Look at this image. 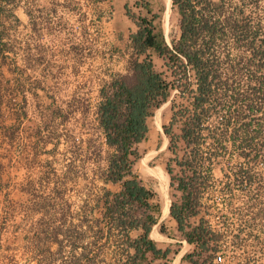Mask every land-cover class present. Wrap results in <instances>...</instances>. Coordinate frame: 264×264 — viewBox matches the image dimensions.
<instances>
[{"label":"rangeland","instance_id":"rangeland-1","mask_svg":"<svg viewBox=\"0 0 264 264\" xmlns=\"http://www.w3.org/2000/svg\"><path fill=\"white\" fill-rule=\"evenodd\" d=\"M246 11L264 36V0L250 4ZM139 15L152 17L168 41L177 36L179 16L169 0H9L3 4L0 23L7 46L0 54V100L3 107L6 101L20 107L24 97L29 98L31 119L43 110L50 129L40 137L39 146L36 142L31 147L35 155L27 156L26 151L24 158L19 157L15 148L2 160L6 166L0 167V264H56L78 254L79 249L71 252L72 235L82 211L102 191L99 175L110 152L97 122L100 89L114 75L128 71V33L138 29ZM149 53L155 68L164 71L162 60L153 50ZM38 57L42 62L35 67L33 60ZM170 105V101L164 103L148 118V136L138 144L141 157L134 163L135 173L154 191L159 208L161 203L164 208L166 198L171 202L178 197L164 171L171 154L162 125L170 119ZM222 115L221 111L210 119L217 133H221ZM255 121L263 126L253 143L264 149V109ZM239 144L230 137L212 143L226 150L223 159L212 165L213 179L201 198L202 207L209 223L225 235L215 263L264 264V152L251 166L256 173L251 185L230 193L223 171L238 162L233 150ZM151 168L159 174L154 175ZM159 221L167 234L154 227L152 237L172 252L155 264H183L181 254L190 246L180 241L169 214ZM58 228L60 248L52 241L46 251L47 239ZM235 235L239 238L234 239ZM115 258L109 245L98 264H114Z\"/></svg>","mask_w":264,"mask_h":264},{"label":"trees","instance_id":"trees-1","mask_svg":"<svg viewBox=\"0 0 264 264\" xmlns=\"http://www.w3.org/2000/svg\"><path fill=\"white\" fill-rule=\"evenodd\" d=\"M259 1L170 0L179 16L178 34L170 41L152 17L136 18L138 29L128 33V71L114 75L100 89L96 115L110 149L99 175L102 191L82 211L72 235L71 252L79 249L78 254L56 264H98L109 245L114 247V264H155L169 257L171 247L159 246L152 237L154 227L167 234L159 221L163 203L159 208L154 191L134 171L141 157L137 146L148 136L147 120L168 101L171 115L162 134L171 155L164 171L178 196L168 214L180 241L190 246L181 254V263L217 264L215 254L225 235L206 219L201 198L211 185L212 165L223 159L226 148L212 143L225 137L240 142L233 150L238 162L222 170L230 193L251 185L256 175L251 166L264 152L253 143L263 126L255 117L264 109V36L246 11ZM8 2L0 0V15ZM2 25L0 54L7 46ZM150 50L162 60L164 71L155 68ZM221 111L217 133L210 119ZM50 235L46 251L52 241L59 248L62 243L59 228Z\"/></svg>","mask_w":264,"mask_h":264},{"label":"crops","instance_id":"crops-1","mask_svg":"<svg viewBox=\"0 0 264 264\" xmlns=\"http://www.w3.org/2000/svg\"><path fill=\"white\" fill-rule=\"evenodd\" d=\"M41 62L42 59L38 57L35 59V62L33 60L34 64H32L38 67ZM33 96L38 97L36 93H33ZM3 104L2 100H0V167L3 166L4 163L2 160L8 159V151H10V149L16 148L15 150H17L18 153L20 152L18 154L19 157L22 155L23 158L26 151L30 152L27 156L35 155V151L31 152V147H33L36 142L37 146H39L40 137L46 132V129H50V127L46 125V115L43 113V110L39 112L36 111V119H31V103L29 98L24 97L20 107L6 101V105L4 106L5 111L3 109ZM37 108H40V106ZM41 109L43 108L41 107ZM3 152L4 155L2 154ZM4 164L6 166V163Z\"/></svg>","mask_w":264,"mask_h":264},{"label":"bare ground","instance_id":"bare-ground-1","mask_svg":"<svg viewBox=\"0 0 264 264\" xmlns=\"http://www.w3.org/2000/svg\"><path fill=\"white\" fill-rule=\"evenodd\" d=\"M162 146H165V142H163V145ZM146 161V159H144L143 160V163ZM149 170H151L153 173H155L154 175H158L159 173H156V171H155V168H151V169H149ZM164 175V177H165V182H166V176H165V174H163ZM161 176V175H160ZM167 183V182H166ZM165 189V187H163V190ZM166 193V192H165ZM165 199V198H164ZM165 205H164V208L162 209V214H161V217H165V216H167L168 215V211H169V201H168V199L166 198L165 199Z\"/></svg>","mask_w":264,"mask_h":264},{"label":"built area","instance_id":"built-area-1","mask_svg":"<svg viewBox=\"0 0 264 264\" xmlns=\"http://www.w3.org/2000/svg\"><path fill=\"white\" fill-rule=\"evenodd\" d=\"M216 260H217V261L220 260V257H217L214 261L217 262Z\"/></svg>","mask_w":264,"mask_h":264},{"label":"water","instance_id":"water-1","mask_svg":"<svg viewBox=\"0 0 264 264\" xmlns=\"http://www.w3.org/2000/svg\"><path fill=\"white\" fill-rule=\"evenodd\" d=\"M170 1V0H169ZM169 206H170V202H169ZM163 217H161V219H162Z\"/></svg>","mask_w":264,"mask_h":264}]
</instances>
